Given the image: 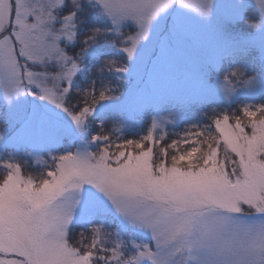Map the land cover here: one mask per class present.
I'll list each match as a JSON object with an SVG mask.
<instances>
[{
    "label": "snow or ice",
    "instance_id": "1",
    "mask_svg": "<svg viewBox=\"0 0 264 264\" xmlns=\"http://www.w3.org/2000/svg\"><path fill=\"white\" fill-rule=\"evenodd\" d=\"M0 264H264V0H0Z\"/></svg>",
    "mask_w": 264,
    "mask_h": 264
},
{
    "label": "rangeland",
    "instance_id": "2",
    "mask_svg": "<svg viewBox=\"0 0 264 264\" xmlns=\"http://www.w3.org/2000/svg\"><path fill=\"white\" fill-rule=\"evenodd\" d=\"M177 131H179V129H177ZM29 163H31V162H29ZM27 170L37 171V169H35V168H31V169H27Z\"/></svg>",
    "mask_w": 264,
    "mask_h": 264
}]
</instances>
